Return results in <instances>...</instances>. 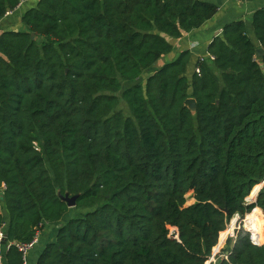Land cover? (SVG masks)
<instances>
[{
    "label": "trees",
    "instance_id": "trees-1",
    "mask_svg": "<svg viewBox=\"0 0 264 264\" xmlns=\"http://www.w3.org/2000/svg\"><path fill=\"white\" fill-rule=\"evenodd\" d=\"M20 2L0 0V18ZM216 9L204 0H38L21 15L24 29L0 33L7 242L55 225L35 264H205L234 213L256 206L264 221V185L245 203L264 179V7L252 15L256 43L235 20L198 72L186 75L188 50L155 66L172 49L166 37ZM66 192L77 195L72 207ZM259 239L241 229L209 264H264ZM2 257L21 262L14 245Z\"/></svg>",
    "mask_w": 264,
    "mask_h": 264
},
{
    "label": "crops",
    "instance_id": "crops-1",
    "mask_svg": "<svg viewBox=\"0 0 264 264\" xmlns=\"http://www.w3.org/2000/svg\"><path fill=\"white\" fill-rule=\"evenodd\" d=\"M216 6L215 14L205 21L199 28L185 32L178 38L166 37L171 44L172 49L166 55H163L155 64L160 66L165 62L175 59L180 52L188 50L190 53L189 61L186 68V75L191 76L196 67L197 61L202 58H208V45L211 40L220 36L223 27L235 20H243L246 30L251 39L256 43L252 27V15L254 11L260 7H264V0H244L236 3L230 0H204ZM38 0H21V2L0 18V33L4 30H21L24 25L21 22V15L27 9L36 5ZM1 213H4L0 210ZM5 214V213H4ZM57 226L46 225L41 231L36 244L29 252V264H35L44 245L53 241L56 234ZM0 251L6 252L4 246L0 247Z\"/></svg>",
    "mask_w": 264,
    "mask_h": 264
},
{
    "label": "built area",
    "instance_id": "built-area-1",
    "mask_svg": "<svg viewBox=\"0 0 264 264\" xmlns=\"http://www.w3.org/2000/svg\"><path fill=\"white\" fill-rule=\"evenodd\" d=\"M236 3L242 2L244 0H230ZM10 11H7L6 14H9ZM208 58L213 59V56L208 55ZM204 58H200L199 60H203ZM195 71L198 72L199 69L198 67H195ZM253 199H251L249 196L246 197L245 199V203L249 204L252 203ZM256 206L253 207L249 212H246L245 214L241 215L240 213L236 212L234 213L230 219L227 221L226 226H227V230L226 232V237L227 235L229 236L228 238L230 239H235L236 234L239 230L243 229L245 231L248 232L249 234V240L253 245H260L262 242L260 241L259 237L260 234L255 233L252 229L249 228V226L247 227L246 223L249 220V217L255 212L256 210ZM255 221L257 223L260 224L261 227V223L264 222L261 213L256 214L254 217ZM229 228H231V231H229ZM38 236H39V231L36 232L35 236L33 237V239L29 242H15V241H6L4 243V238H5V234L4 231L2 229V227L0 228V247L4 246L5 249L7 250L11 245H14L18 251L21 253V262L20 264H29L28 261V253L30 251V249L36 244L37 240H38ZM3 254L0 251V264H3Z\"/></svg>",
    "mask_w": 264,
    "mask_h": 264
},
{
    "label": "rangeland",
    "instance_id": "rangeland-1",
    "mask_svg": "<svg viewBox=\"0 0 264 264\" xmlns=\"http://www.w3.org/2000/svg\"><path fill=\"white\" fill-rule=\"evenodd\" d=\"M152 71V69H147V70H145L144 72H143V74H142V76L137 80V81H144L145 80V78L147 77V75L150 73ZM131 84V82L129 83V82H125V81H123L122 82V85H123V87H127V86H129ZM119 108H121L125 113L127 112V107H126V105L124 104V102L123 101H121L120 102V104H119ZM256 187V186H255ZM254 187V188H255ZM253 188V189H254ZM252 189V190H253ZM186 198H187V200H186V204L188 205V204H191L192 202H193V199L191 198V192H188L187 194H186ZM0 210L1 211H3V204H2V202H1V200H0ZM75 214V213H74ZM227 230V226L225 227V229L223 230V232L225 233V235H226V231ZM169 231L171 232V233H174V230H173V228H169ZM228 235H227V237H224V240H223V243L220 245L219 244V237H218V242H217V245L212 249V254H211V256H210V258H211V261H215L216 260V255L218 256V257H221V256H223V255H225V252H223V250L226 248V241H227V239H228ZM33 248V247H32ZM31 248V249H32ZM30 249V250H31ZM30 252V251H29ZM28 257H29V253H28ZM210 258L206 261V262H208L209 260H210ZM28 261H29V258H28Z\"/></svg>",
    "mask_w": 264,
    "mask_h": 264
},
{
    "label": "water",
    "instance_id": "water-1",
    "mask_svg": "<svg viewBox=\"0 0 264 264\" xmlns=\"http://www.w3.org/2000/svg\"><path fill=\"white\" fill-rule=\"evenodd\" d=\"M263 53V49L262 48H258L257 49V54L260 55ZM184 105L192 112V113H195V110H196V102H195V99L192 98V97H188L185 99L184 101ZM264 185V179L261 181V183L259 184V187L258 188H254V190L251 191V193L249 194V197L251 199H253L252 203L256 202V198H257V193L259 191V189ZM61 199L63 201H65L67 203V205L69 207H72L75 205V202H76V197L77 195H74V196H69L68 193L66 192L64 195H61ZM224 212H227V209H223ZM176 229V228H175ZM169 236L172 237V238H178V232H177V229L174 231V233H169ZM6 242V236L4 238V243ZM226 256L228 255V252L225 253ZM211 262V258L208 262H206L205 264H209Z\"/></svg>",
    "mask_w": 264,
    "mask_h": 264
},
{
    "label": "bare ground",
    "instance_id": "bare-ground-1",
    "mask_svg": "<svg viewBox=\"0 0 264 264\" xmlns=\"http://www.w3.org/2000/svg\"><path fill=\"white\" fill-rule=\"evenodd\" d=\"M255 215H256V214H255V212H254V213L252 214V216L255 217ZM254 220H255V219H254ZM261 224H262V223H261ZM246 225H247V227L249 226V228L252 229L255 233L260 234V236L263 235V233H264L263 224H262L261 227H260V224L257 223V222L255 221V226H254L253 223H252L251 218L249 217V220L247 221ZM230 231H231V228H229V231H228V232H230ZM225 237H226V235H225Z\"/></svg>",
    "mask_w": 264,
    "mask_h": 264
}]
</instances>
